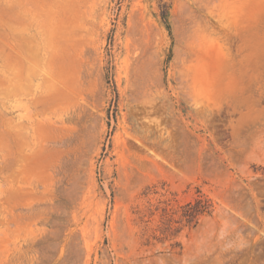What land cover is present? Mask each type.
Wrapping results in <instances>:
<instances>
[{
    "label": "rangeland",
    "instance_id": "1",
    "mask_svg": "<svg viewBox=\"0 0 264 264\" xmlns=\"http://www.w3.org/2000/svg\"><path fill=\"white\" fill-rule=\"evenodd\" d=\"M0 264H264V0H0Z\"/></svg>",
    "mask_w": 264,
    "mask_h": 264
},
{
    "label": "trees",
    "instance_id": "2",
    "mask_svg": "<svg viewBox=\"0 0 264 264\" xmlns=\"http://www.w3.org/2000/svg\"><path fill=\"white\" fill-rule=\"evenodd\" d=\"M209 202L206 200H196V204L199 205H194L192 203L188 204V216L191 218H196L199 214H202L204 212H207L209 209L210 205L208 204ZM203 204V205H200Z\"/></svg>",
    "mask_w": 264,
    "mask_h": 264
}]
</instances>
